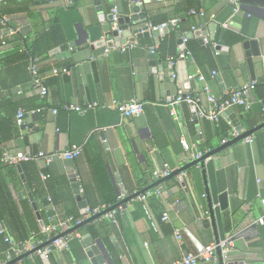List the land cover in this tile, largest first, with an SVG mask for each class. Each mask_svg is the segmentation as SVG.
I'll use <instances>...</instances> for the list:
<instances>
[{
    "label": "crops",
    "instance_id": "0c3cea01",
    "mask_svg": "<svg viewBox=\"0 0 264 264\" xmlns=\"http://www.w3.org/2000/svg\"><path fill=\"white\" fill-rule=\"evenodd\" d=\"M237 2L239 9L234 12L230 0H143L146 20L134 26L136 40L126 42L131 46L124 50L112 48L107 55H103L106 46L102 29L111 23V14L115 16L114 21L118 15L130 14L131 4L123 0L0 2V12L8 18L6 27L0 24V37L3 36L0 42V165L16 200L28 199L21 178L23 174L27 181L22 162L28 161L4 163L1 160L4 149L48 155L79 147L80 153L75 159L54 158L47 163L41 157L30 163L40 177L46 171L52 180L65 178L73 199L71 207L75 215L85 220L90 216L84 213L82 201L87 206L113 205L120 193L127 197L156 181L151 182L153 171L175 170L191 161L190 153L181 145L182 138L193 145L192 152L203 154L219 146L238 125L245 131L261 125L264 117V0ZM153 21L166 23L158 35H153L146 26ZM7 27L14 33L6 35ZM202 29L206 32L204 36L200 34ZM219 29L224 35L216 42L214 38ZM77 32L82 42L65 46L69 40L76 39ZM48 33L50 35L42 39ZM204 37L209 39L207 43ZM248 41L256 42L260 56L252 54ZM190 43L193 47L210 45L214 65L202 69L195 58L194 61L185 59L188 75L200 73L204 78L195 77L184 83L178 79L180 69L169 65L167 58L182 50L183 45L191 51ZM121 45L124 44L119 47ZM26 46H36L39 51V71L47 87L44 97L33 87L32 81H23L28 69L19 54ZM151 46H156L157 50L150 51ZM249 57L253 59L252 73ZM54 67H66L68 72L54 73ZM212 70L215 75L211 74ZM250 81L256 83L249 94L251 107L233 106L232 111L223 112L217 121L197 117L196 123L194 107L176 105L173 108L176 114L172 115L171 107L160 104L181 90L199 96L200 103L206 106L205 87L211 94L220 95ZM34 99L41 108L36 113L23 107L25 102ZM113 99H138L147 104L142 113L130 117L112 108H94L82 113L65 108L71 103L89 101L109 104ZM51 108H56L57 112L52 113ZM19 109L24 110L23 127L16 124ZM251 135L250 142L237 141L213 156L218 187L227 192L228 208L222 212L227 215L226 237L232 231L244 232L233 240V246L223 258L224 264L229 261L264 264V205L259 201V196L264 195V127ZM10 165H15L17 171L13 180L5 168ZM183 172L180 183L174 176L146 190L153 192L161 186V194L152 193L143 201L139 200L138 196L144 191L127 200L121 211H115L114 221L103 215L78 228L76 231L81 235L71 239L68 248L53 250L46 258L34 254L32 259L27 256L11 264H93L82 243L86 234L97 247L94 255H99L103 264H170L184 253L198 252L214 242L211 228L201 230L202 226L195 223L204 217L199 210L200 203L194 198L195 192L203 197L204 182L198 166ZM80 187L82 192H79ZM65 191V186L54 188L58 204L53 203L50 194L45 197L52 212L50 222L67 216L63 208L66 200L61 197ZM141 202L149 213H142ZM164 212L168 214L167 220L162 219ZM260 216L263 222L256 223ZM243 221L240 228H232ZM0 224L2 233L6 226L1 220ZM13 224L8 225L11 230H14ZM175 229L182 232L180 242L174 236ZM43 230L40 228V232L30 238L42 240ZM0 259H5L1 252Z\"/></svg>",
    "mask_w": 264,
    "mask_h": 264
},
{
    "label": "built area",
    "instance_id": "2783aa9c",
    "mask_svg": "<svg viewBox=\"0 0 264 264\" xmlns=\"http://www.w3.org/2000/svg\"><path fill=\"white\" fill-rule=\"evenodd\" d=\"M129 4L136 3L141 5L143 3V0H123ZM0 2H3V0H0ZM230 2L233 5V11L236 12L239 9V5L237 0H230ZM114 13H117V9L113 8ZM0 24L5 26L8 24V18L6 15L2 14L0 12ZM146 26L148 29H160L163 27H166V23H162L159 25H152L150 22L146 23ZM11 33H14V30L12 28L7 27L6 29V35H9ZM3 36L0 37V42H3L2 39ZM203 41L207 43L209 39L207 37L203 38ZM131 46L130 44H124L121 45V47H118L120 50H124L127 47ZM116 47V46H114ZM112 47V48H114ZM106 47L103 51V55H107V53L112 49ZM156 46H151L150 51H155ZM181 59H187L190 61H194V56L192 52L186 48L179 50L175 55L170 56L167 58V63L171 66L175 65V63ZM39 58L38 56L31 57L30 64H29V70L32 75V84L33 87L36 88L40 95L44 97L47 94V87L45 85V77L41 75L39 71L38 66ZM54 73L57 72H68V69L66 67L63 68H57L54 67L52 69ZM215 71L212 70L211 74L215 75ZM174 76V74H172ZM197 77L199 80H203V75H188V80L194 79ZM256 86L255 81H250L248 83H244L240 85L239 87L230 89L225 91L223 94L220 95H214L211 94L208 91V88L205 87V90L207 93V102L208 104L206 106L202 105L200 103V98L197 95L189 94V93H183L181 90H179L175 95L166 98L161 105L171 107V114L175 115V110L173 109L174 106L185 104L189 107H194L196 109L195 115L200 118H205L209 120L217 121L220 117V115L228 108L240 105L245 107L246 109H249L251 107V101L249 99V94ZM147 104L145 101H141L138 99H129L127 101H119L117 99H113L109 104L107 103H101L98 101H89L84 102L82 104H76L71 103L65 106L67 110L76 111L79 113H82L88 109H94V108H112L117 110L122 116L124 117H130L134 115H139L144 111V106ZM41 108L32 109L30 112L36 113L40 111ZM52 113H56V108H51ZM24 110L19 109L16 114V124L19 127H23L24 122ZM264 122V117H263ZM239 134L238 131L233 130L229 133V135L222 139V143L237 136ZM22 137V136H21ZM245 141L250 142L252 140V135L247 136L244 138ZM181 145L183 149L190 153V158L193 160L195 158H198L202 155L201 152H192L193 145L188 143V141L184 138L181 139ZM80 153V148L77 146H72L66 150H63L61 152H56L48 155H44L41 152L37 153H31L29 151H22L17 150L15 152H12L8 149H4L2 152L1 160L4 163H17L22 161H32L37 160L38 158L44 157L46 159L47 163H50L54 158H60V159H75ZM172 170L170 169H163L160 171H153L151 182L154 180H157L159 178H162L164 176H167L170 174ZM46 174H41V178L44 180L46 179ZM184 177V172H180L176 175L177 182L180 183L181 180ZM82 187L79 188V192H82ZM162 187H158L153 192L146 191L145 193L138 196L139 200H144L146 196L151 195L152 193L161 194ZM125 197L124 193H120L117 196V200H121ZM48 200L50 201V197H48ZM259 201L261 204L264 205V195L259 196ZM108 206H85L83 208V211L85 214L91 216L96 215L99 212H101L103 209L107 208ZM123 207L120 205L116 209H113L111 211H108L104 215H108L113 221H114V213L115 211H121ZM147 213H149L148 210H146ZM103 216V215H102ZM101 217V216H100ZM163 220L168 219L167 212H164L162 215ZM84 221V217H73V216H67L63 219H60L58 221H51L43 230L45 232L44 238L42 240H35L33 238H29L21 243H16L13 239L6 236L5 241L9 244V249L5 252V259H0V264H6L7 262L11 261L14 257L26 252L30 251L32 249L37 248L38 246L42 245L43 243H46L43 247L35 250L33 253L29 255V257L32 259L34 254L35 255H42L44 257H47L53 250H60V249H66L69 246V241L73 239L74 237H80V233L76 230L67 233L65 235L59 236L64 231L70 229L74 225H77ZM263 222V216L258 217L256 220V223H262ZM174 236L177 239V241L182 240V232L180 229H175ZM233 246V239L232 236L229 235L225 237L223 240H220L218 243L211 242L203 246L198 252L196 253H184L179 258L172 261L170 264H198L200 262H204L207 264H218V258L216 254V248H220V252L223 258H226L229 249Z\"/></svg>",
    "mask_w": 264,
    "mask_h": 264
},
{
    "label": "water",
    "instance_id": "95a60500",
    "mask_svg": "<svg viewBox=\"0 0 264 264\" xmlns=\"http://www.w3.org/2000/svg\"><path fill=\"white\" fill-rule=\"evenodd\" d=\"M109 17L111 18V23L108 24L107 26H104L102 29L104 31V34H103L104 42H103V44L108 48H112L114 46L119 47L121 43L125 44L126 42L129 43V42L135 41L136 39H135L134 33H133L135 30V29L133 30L134 26H137L146 20L145 14L143 11V5H139L136 3H132L130 5V14L118 15V17L116 18L115 21L113 20V18H115L114 14H111ZM210 27L213 28L214 26L212 25ZM163 28H165V27H163ZM151 31H152L153 35H158L159 33H161L163 31V29L162 28L153 29ZM200 34L202 36H204L206 34L204 29H202ZM180 37L181 36L179 35V38ZM90 38L93 39L92 36ZM81 42H82V39L80 37L79 32H77L76 39L69 40L65 46L69 45L72 47V46H74V44H80ZM248 44L252 45L251 46L252 47V54L260 56V52L255 48L256 42L255 41H248ZM245 45H247L246 42H245ZM217 46H218L217 48H221L220 45H217ZM184 47L185 46L183 45V47L181 49H184ZM151 56H154V55H151ZM247 61L249 63V66L251 68V73H252V65H253L252 57H249L247 59ZM185 63H186L185 59H181V60L176 62L175 66L180 69V73L178 74L179 81L187 83L188 82V72L185 70ZM181 69H183V70L181 71ZM194 110L196 111L195 108H194ZM230 111H232V107L226 109L224 111V114L228 113ZM194 119H195V122L197 123L198 118L196 115L194 116ZM261 127H264V122L261 125H257L256 127H253V128L248 129L246 131L244 129H242V126L238 125L235 129L236 131L239 132V134L237 136L221 143L219 146H217L215 148L209 149L208 151L203 153L198 158H195V159L189 161L187 164H185V165H183V166H181L175 170H172L170 172V174H168L167 176H164L162 178L157 179L156 181H154L150 186L146 187L145 189H142L141 191H138L137 193H134L133 195L124 197L123 199L117 201L113 205H110L107 208L103 209L101 212H99L96 215H91L90 217L85 219L83 222H81L77 225H74L70 229L61 233L59 236H62V235H65L67 233H70L74 230H77L78 228L82 227L86 223L98 219L100 216L106 214L108 211L116 209L120 205L122 207H125V202L127 200H129V199L137 196L138 194L162 183L163 181H165L166 179H168L170 177L176 176L177 174L187 170L188 168L198 166L200 168V171H201V174L203 177V182H204L203 197H199V193L195 192L194 198L196 199V202L200 203V204H198L200 206L199 210L204 217H202L203 219L195 221V223L197 226H199V225L202 226L200 228L201 230L211 228V231L213 234V240L215 243H218L220 240H223L226 237L227 232L224 228V223H225L226 218H227L225 216H227V215H225V213H222V212L227 210L228 204H227V192L226 191H220L218 184H217L216 172H215V161L213 159V156H215L217 153H219L222 149H224L228 145H231L237 141L243 140L247 136L251 135L255 130H257L258 128H261ZM17 167L20 169V164H17ZM21 178L23 180L28 199L31 202V205L34 209L35 215L38 219L40 228L43 230L44 225H43V222L41 220V217H40L39 211L37 209L36 203L34 202V199H33L32 193L30 191V188L28 186V183L25 180V178L23 177V174H21ZM182 184L184 185V182H182ZM80 205L82 207L87 206L85 201H82L80 203ZM200 212L197 210L198 216L200 215L199 214ZM193 216H194V218L197 217L194 214H193ZM229 223H231V224L233 223L232 222V216H230V218H229ZM243 223H244V221L239 223L237 225V227L232 226V228L238 229V228H240V226H242ZM1 229H2V226L0 224V230ZM243 233H244L243 231H239L237 233H235V231H232V233H230V234L232 236V239L235 240L239 235H242ZM44 234H45V232H44ZM82 243L85 246V249H86L88 256L92 259L93 264H103V259L99 255H97V256L94 255V253L97 251V247L95 245L91 244L92 238L90 237V235H88V234L84 235L82 237ZM45 244L46 243H43L42 245L38 246L35 249H32L30 251H26V252L16 256L15 258H13L11 261L7 262L6 264H11V263H14L20 259H24L25 257L29 256L31 253H33L35 250L43 247ZM216 254H217V258H218V264H224V259L221 255L219 247L216 248ZM42 257H44V256H42ZM227 264H233V262L229 261V262H227Z\"/></svg>",
    "mask_w": 264,
    "mask_h": 264
},
{
    "label": "trees",
    "instance_id": "16d2710c",
    "mask_svg": "<svg viewBox=\"0 0 264 264\" xmlns=\"http://www.w3.org/2000/svg\"><path fill=\"white\" fill-rule=\"evenodd\" d=\"M151 24L159 25L162 23H156L155 21H153ZM222 33L223 32L221 31V29H219L214 38L216 42L221 41L222 36L220 35H224ZM49 35L50 33L44 35L42 39H46L47 36ZM189 47L191 48V52L195 60L197 61L198 65L200 66V68L205 69L206 67L209 68L213 67L214 58L210 45H205L204 47H198V46L193 47L191 46L190 43ZM37 52L39 51L35 46V48L27 47V49L23 53L19 54V57L22 60L24 66L28 69L25 70L24 73L25 78L23 81H32V75L29 70V64L31 57L39 56ZM38 103L39 102L36 99H34L30 102H25L23 104V107L26 110L36 109L39 108L38 106H40V103L39 104ZM2 167L3 166L0 165V220L4 223L6 229L4 232L0 233V252L3 253V255L5 256V252L9 249V244L8 242L5 241L6 236L11 237L17 243H21L32 237L34 233L35 234L39 233L40 227L29 200L27 198H24L17 201L14 195H12L9 185L5 181V178L2 176L3 175L1 172ZM22 167L26 172L27 182L29 184L34 201L37 205L44 227H46L50 223V218L52 215V212L47 206V202L45 199L46 195L50 194L53 203L58 204V198L55 196L53 192L55 187H57L58 189L60 187L65 186V190H66L65 194L61 196L66 200V203L63 205V208L67 216L71 215L73 217H78L77 215H75L73 208L71 207V204L73 203V199L71 192L66 186L65 178H58L57 180H52L50 175L45 171L44 173L47 175V177L46 179L41 180L39 173L32 168L30 161L22 162ZM5 168L9 172L11 176L10 178L12 180L14 178L16 179L17 171L15 169V165H10ZM90 207H94V206H90ZM140 208L142 210V213L145 215L146 212L142 202L140 203ZM11 222L14 223L13 224L14 230H11V228L8 226L9 224H11Z\"/></svg>",
    "mask_w": 264,
    "mask_h": 264
}]
</instances>
